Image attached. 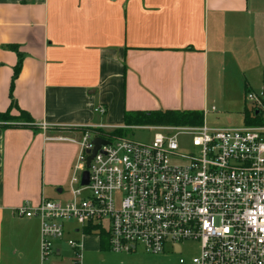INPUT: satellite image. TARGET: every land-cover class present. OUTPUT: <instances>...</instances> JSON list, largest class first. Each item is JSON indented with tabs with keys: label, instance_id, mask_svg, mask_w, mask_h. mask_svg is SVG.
<instances>
[{
	"label": "crops",
	"instance_id": "1",
	"mask_svg": "<svg viewBox=\"0 0 264 264\" xmlns=\"http://www.w3.org/2000/svg\"><path fill=\"white\" fill-rule=\"evenodd\" d=\"M11 45L23 56L12 89ZM263 70L264 0H0V113L32 120L0 122V264H73L60 244L42 261L40 222L16 213L68 186L78 145L59 137L123 127L139 110H199L232 125ZM105 254L83 237L80 264Z\"/></svg>",
	"mask_w": 264,
	"mask_h": 264
},
{
	"label": "built area",
	"instance_id": "2",
	"mask_svg": "<svg viewBox=\"0 0 264 264\" xmlns=\"http://www.w3.org/2000/svg\"><path fill=\"white\" fill-rule=\"evenodd\" d=\"M244 101L250 122L242 125L143 126L154 130L148 142L100 136L94 130H113L102 125L59 137L78 145L68 186L16 209L40 222L42 261L64 244L80 264L82 239L94 234L118 254L141 248L170 250L177 264H264V83L247 89ZM181 136L190 149L180 147ZM95 137L107 143L87 167ZM184 241L199 243L196 256L182 255Z\"/></svg>",
	"mask_w": 264,
	"mask_h": 264
},
{
	"label": "trees",
	"instance_id": "3",
	"mask_svg": "<svg viewBox=\"0 0 264 264\" xmlns=\"http://www.w3.org/2000/svg\"><path fill=\"white\" fill-rule=\"evenodd\" d=\"M10 48L17 53L18 60L13 68L12 81L10 89L13 88V82L17 77L22 61V54L18 51L17 46L11 45ZM13 106V103L9 108ZM246 122L249 123L250 120L245 114ZM204 120V115L202 111L199 110H149V111H128L124 113L123 116V127L130 126H158V125H172V126H197L201 125ZM7 122L5 126H13V124L18 123H31L32 120L28 114L23 111L20 112L18 117L10 115V109L5 112L0 113V122ZM16 121V122H14ZM14 125V126H15ZM25 125V124H20ZM118 127L111 131H103L100 129L94 130L100 136L108 137H124V128ZM101 248L105 250L106 243L105 238L101 239Z\"/></svg>",
	"mask_w": 264,
	"mask_h": 264
},
{
	"label": "rangeland",
	"instance_id": "4",
	"mask_svg": "<svg viewBox=\"0 0 264 264\" xmlns=\"http://www.w3.org/2000/svg\"><path fill=\"white\" fill-rule=\"evenodd\" d=\"M243 112V107H242ZM244 114V112H243ZM219 117V119H217ZM223 118L221 115L210 114L205 119V123L209 126H225ZM231 118L233 124L242 125L245 121L244 117L240 113H231ZM224 124V125H223ZM124 136L142 142H148L151 140L154 130L150 128H145L143 126H130L123 127ZM180 147L184 150L190 149V138L188 136H181L178 138ZM95 236V235H94ZM63 246H66L62 244ZM182 255L186 257L196 256L199 252V243L197 241H184L181 243ZM103 259H99L95 264H177L178 255L171 253L167 250L165 254L161 255H149L146 254L141 248H138L135 253L131 254H118L109 251L105 248Z\"/></svg>",
	"mask_w": 264,
	"mask_h": 264
},
{
	"label": "water",
	"instance_id": "5",
	"mask_svg": "<svg viewBox=\"0 0 264 264\" xmlns=\"http://www.w3.org/2000/svg\"><path fill=\"white\" fill-rule=\"evenodd\" d=\"M92 143L94 144V149L91 151V154L87 157V160H86V166L87 167L89 166V162H90L91 158L93 157L95 152L99 149L100 145L101 144H106L107 141L102 139V138L95 137L92 140ZM87 182H88V172L84 171L83 172V178H82V184H87Z\"/></svg>",
	"mask_w": 264,
	"mask_h": 264
}]
</instances>
